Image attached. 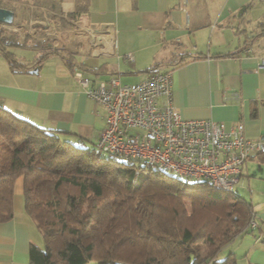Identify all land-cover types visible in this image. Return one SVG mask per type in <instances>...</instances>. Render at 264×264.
<instances>
[{"label":"crops","instance_id":"0c3cea01","mask_svg":"<svg viewBox=\"0 0 264 264\" xmlns=\"http://www.w3.org/2000/svg\"><path fill=\"white\" fill-rule=\"evenodd\" d=\"M41 1L54 15L51 26L71 29L58 30L56 44L21 36L25 45L14 55L25 71L13 72L0 54V100L8 110L89 148L106 111L75 71L94 84L123 75L137 84L156 67L171 73L184 119L227 129L241 123L247 138L264 143V0H85L87 11L76 18L78 0ZM51 50L57 53L42 58ZM235 190L252 206L258 229L238 236L233 252L238 264H264V153L245 162ZM14 194V218L0 223V264H31L30 249L43 239L24 208L23 178Z\"/></svg>","mask_w":264,"mask_h":264},{"label":"trees","instance_id":"16d2710c","mask_svg":"<svg viewBox=\"0 0 264 264\" xmlns=\"http://www.w3.org/2000/svg\"><path fill=\"white\" fill-rule=\"evenodd\" d=\"M86 11L85 0H78L71 17ZM16 37L0 30V54L13 72H22L26 67L12 49L25 42ZM65 59L70 65L72 58ZM127 161L121 165L95 146L63 139L0 100V223L14 218L15 184L23 178L24 208L43 239L42 247L30 249L31 264H238L234 252L220 259V251L258 226L250 228L255 213L235 189ZM184 201L217 209L201 235L186 224ZM195 241L204 249H194Z\"/></svg>","mask_w":264,"mask_h":264},{"label":"built area","instance_id":"2783aa9c","mask_svg":"<svg viewBox=\"0 0 264 264\" xmlns=\"http://www.w3.org/2000/svg\"><path fill=\"white\" fill-rule=\"evenodd\" d=\"M75 78L106 111L105 128L95 144L99 154L233 192L245 162L264 150L261 140L245 136L241 123L227 129L213 120L184 119L173 101L170 72L149 73L137 84H123L119 77L94 84L80 71ZM257 226L253 215L250 228Z\"/></svg>","mask_w":264,"mask_h":264},{"label":"rangeland","instance_id":"374dc122","mask_svg":"<svg viewBox=\"0 0 264 264\" xmlns=\"http://www.w3.org/2000/svg\"><path fill=\"white\" fill-rule=\"evenodd\" d=\"M47 6V3H43L41 0H0V8L9 9L14 12L15 17L11 25L0 24V30L4 32L5 36H12L17 34V41H21V36L23 38L28 32L31 35V38L35 43L37 42H52L57 43L58 30L66 31L71 29L70 26H65L62 24L57 25V27L51 26L53 20L50 11L40 9ZM48 7H45L47 9ZM13 48V53L18 55ZM6 61V60H5ZM7 62V61H6ZM8 63V62H7ZM9 64V63H8ZM122 83H133L139 80L136 77L123 75ZM98 140V139H97ZM89 149H94L92 144H89ZM104 157L108 158L107 155L103 154ZM118 162L127 164L128 161L122 157H115ZM135 169H137L135 167ZM239 188H237V191ZM181 205V209H185V220L186 224L193 230L195 234H202L204 231L203 226H206L213 219L214 214L217 212V209L214 207H202L198 205H192L190 201H184ZM202 207V208H200ZM200 234V235H201ZM239 241H233L224 247L220 253L219 258L223 259L233 252V247L235 248ZM194 249L203 250L204 245L201 241H195V244L192 245ZM244 246V245H243ZM240 249H242V247ZM95 264V263H91Z\"/></svg>","mask_w":264,"mask_h":264},{"label":"water","instance_id":"95a60500","mask_svg":"<svg viewBox=\"0 0 264 264\" xmlns=\"http://www.w3.org/2000/svg\"><path fill=\"white\" fill-rule=\"evenodd\" d=\"M14 17L15 14L13 11L5 8H0V24L11 25L14 21Z\"/></svg>","mask_w":264,"mask_h":264}]
</instances>
